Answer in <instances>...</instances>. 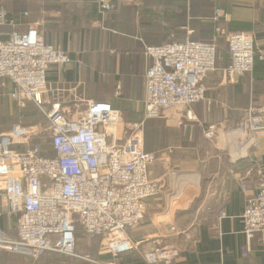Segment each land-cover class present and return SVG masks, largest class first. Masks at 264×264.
<instances>
[{"label":"crops","instance_id":"1","mask_svg":"<svg viewBox=\"0 0 264 264\" xmlns=\"http://www.w3.org/2000/svg\"><path fill=\"white\" fill-rule=\"evenodd\" d=\"M98 1L3 3L10 15L28 13L23 21L38 25L47 44L71 58V64L48 74L62 104L110 105L122 115L121 139L131 124L144 122L145 150L156 157L149 174L162 191L148 201L143 224L128 232L138 250L115 257L102 239L79 229L78 251L111 264H146L142 254L163 242L179 251L175 264H264V232L246 252L243 223L248 197L264 182V129L254 130L249 114L264 107V0H106L116 6L104 14ZM217 8L225 14L226 31L253 36V72L236 84L225 83L230 58L222 51L217 70L205 80V99L191 108L192 120L177 112L146 120L145 47L213 42ZM6 99L0 98V113L13 114L17 106ZM209 131L212 138L206 137ZM63 260L90 264L57 254L30 262ZM0 264H28V259L1 252Z\"/></svg>","mask_w":264,"mask_h":264},{"label":"built area","instance_id":"2","mask_svg":"<svg viewBox=\"0 0 264 264\" xmlns=\"http://www.w3.org/2000/svg\"><path fill=\"white\" fill-rule=\"evenodd\" d=\"M98 5L103 14L114 10L106 0ZM224 18L217 9V34L224 33ZM22 26L0 9V29L13 30L8 39H0V90L18 110L33 103L44 120L32 127L18 124L0 134V253L32 260L57 254L111 264L81 254L78 232L102 239L104 250L115 257L138 250L128 232L143 224L148 201L162 191L149 174L156 157L145 150V123L131 124L121 139L122 115L110 105H63L48 74L71 64V58L47 44L38 25ZM217 40L145 47L146 120L169 112L185 113L192 120L191 108L205 99V80L217 70ZM227 41L230 65L225 83L236 84L254 70V39L249 33L233 32ZM249 114L253 129H264V107ZM213 136L212 131L206 133L207 138ZM246 203L248 252L264 232V182ZM178 255L177 249L157 242L142 258L146 264H175Z\"/></svg>","mask_w":264,"mask_h":264},{"label":"trees","instance_id":"3","mask_svg":"<svg viewBox=\"0 0 264 264\" xmlns=\"http://www.w3.org/2000/svg\"><path fill=\"white\" fill-rule=\"evenodd\" d=\"M12 1H13V3H15V5H17V4L20 3L19 0H12ZM40 1H43V0H40ZM3 3L4 4L6 3L5 0H0V9L3 8V9H5V10L8 11V8H6ZM25 4L27 5V3H23V5H25ZM114 6H116V5H114ZM17 8H18V6H17ZM17 8H16V10H17ZM98 9H99V7H98ZM217 9H220V8H217ZM22 10H24V9H22ZM109 13H113V11L112 12H109ZM12 15H13V17H12ZM12 15H10V16L12 18H14L15 20H17V21L24 22L23 20H25L24 14H22L21 17L14 16V13ZM213 18H212V26H213V31H214V38L217 37V39H218L217 40V45H218L217 63H218V59H219L220 53L222 51L223 52H226L227 51V53L229 55V45H228V41H227V36H228V33L229 32L226 31V29H225V27H226L225 26V21L223 20L222 21V24H223V31H224V33L217 34L216 33V25L213 22ZM23 24L24 25H27L28 23L27 22H24ZM12 32H13V30L11 28H7V27L1 28L0 29V39H2V40L8 39L9 38V35ZM213 42H214V39H213ZM213 42H211V43H213ZM170 43H172V42H170ZM229 58H230V55H229ZM255 61H256V58H255ZM2 93H3V97H0V98L3 99V101H4V99L6 98V97H4L5 92H2ZM16 109L14 110V113H13L14 115L12 117H9L10 119H7L8 117L5 118L6 116H2L0 118V123H2L5 120V122H6L5 127H8L9 128V129L7 128L6 130H0V134L6 133L7 131L10 130V128H12L13 126L18 125V124L19 125H22V126H25V127L35 126V125H37L39 123L38 121L40 119L44 118V115L40 112L39 108L37 106H35L33 103H28L27 106H26V108H24L22 110H19L18 111ZM8 115H10V114H8ZM10 121L13 124H10ZM141 261H143V260H141Z\"/></svg>","mask_w":264,"mask_h":264},{"label":"rangeland","instance_id":"4","mask_svg":"<svg viewBox=\"0 0 264 264\" xmlns=\"http://www.w3.org/2000/svg\"><path fill=\"white\" fill-rule=\"evenodd\" d=\"M7 98V97H6ZM8 99V98H7ZM5 100V101H8V100ZM11 106H12V103H11ZM1 108L3 109V107H2V105L0 106V111H1ZM14 114H10V115H5V114H3V113H0V118L2 117V116H6L5 118H7V119H10L9 117H12ZM42 120H44V118H42V119H40L38 122H41ZM5 124H6V122H5V120L2 122V123H0V130H6L8 127H5ZM10 124H13V123H11V121H10ZM11 126V125H10ZM14 127V126H13ZM12 127V128H13ZM12 128H10V130L12 129ZM9 129V128H8ZM9 130V131H10ZM9 253V252H8ZM11 254V256H14V257H24V258H26V259H28V264H30L31 262H30V260H32L31 258H29V257H25V256H22V255H17V254H12V253H10ZM44 257V256H43ZM41 259V258H40ZM39 260V259H38ZM33 261H35V260H33ZM63 263H65L64 262V260L63 261H60V264H63ZM32 264V263H31Z\"/></svg>","mask_w":264,"mask_h":264}]
</instances>
